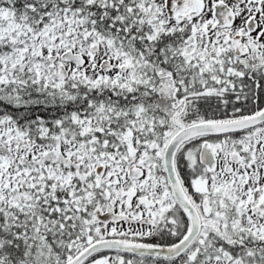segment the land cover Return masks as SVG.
<instances>
[{
	"label": "snow or ice",
	"instance_id": "obj_1",
	"mask_svg": "<svg viewBox=\"0 0 264 264\" xmlns=\"http://www.w3.org/2000/svg\"><path fill=\"white\" fill-rule=\"evenodd\" d=\"M0 264H264V0H0Z\"/></svg>",
	"mask_w": 264,
	"mask_h": 264
}]
</instances>
